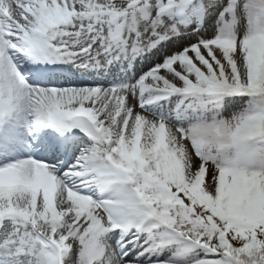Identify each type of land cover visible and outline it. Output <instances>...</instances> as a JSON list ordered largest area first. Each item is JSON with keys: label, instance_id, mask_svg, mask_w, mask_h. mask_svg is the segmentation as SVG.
Listing matches in <instances>:
<instances>
[{"label": "snow or ice", "instance_id": "snow-or-ice-1", "mask_svg": "<svg viewBox=\"0 0 264 264\" xmlns=\"http://www.w3.org/2000/svg\"><path fill=\"white\" fill-rule=\"evenodd\" d=\"M0 264H264V0H0Z\"/></svg>", "mask_w": 264, "mask_h": 264}]
</instances>
